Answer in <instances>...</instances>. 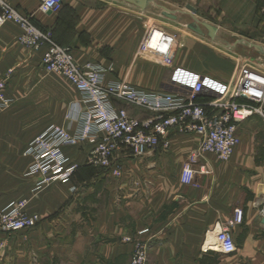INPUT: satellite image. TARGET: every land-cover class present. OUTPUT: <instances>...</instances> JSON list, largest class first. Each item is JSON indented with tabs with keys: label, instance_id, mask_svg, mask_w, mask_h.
<instances>
[{
	"label": "crops",
	"instance_id": "1",
	"mask_svg": "<svg viewBox=\"0 0 264 264\" xmlns=\"http://www.w3.org/2000/svg\"><path fill=\"white\" fill-rule=\"evenodd\" d=\"M6 1L70 47L78 65H102L106 84L123 81L141 90L170 91L171 70L160 60L171 40L176 66L228 84L239 74L233 58L242 47L264 48V0H64L59 11L46 14L38 0ZM151 31L153 50L140 54ZM22 33L14 22L0 28V80L11 72L6 93L13 102L0 118V210L27 200V213L38 214L42 222L29 231L0 234V264H130L135 244L125 238L133 237L153 243L148 264H264L258 211L264 195L262 117L241 124V144L230 161L205 154L196 170L206 164L212 173L199 174L197 186L182 184L180 176L199 137L173 133L168 150L159 147L143 158L119 153L125 167L117 179L88 164L89 144L66 148L81 165L76 176L38 189L25 151L52 126L75 131L87 105L64 77L44 70L43 51L19 45ZM116 106L141 121L152 117L130 105ZM59 109L56 123L49 122ZM236 207L245 211L244 223L233 231L237 251L206 252L219 222L233 217Z\"/></svg>",
	"mask_w": 264,
	"mask_h": 264
},
{
	"label": "built area",
	"instance_id": "2",
	"mask_svg": "<svg viewBox=\"0 0 264 264\" xmlns=\"http://www.w3.org/2000/svg\"><path fill=\"white\" fill-rule=\"evenodd\" d=\"M44 14L59 11L64 0H38ZM14 22L22 35L19 45L33 52L43 51L42 64L47 73L58 74L71 83L87 105L78 117L75 131L57 125L46 129L36 137L25 151L33 164L29 175L39 178L37 188L55 183H68L76 176L81 165L66 154V148L89 144L92 149L88 164L108 172L113 178L123 176L124 161L119 153L143 158L149 152L162 147L171 148L173 133L197 135L200 144L194 149L182 167L180 182L197 186L199 174H211L206 164L196 170L205 154H212L222 162H228L241 144L239 127L252 117L264 119V70L246 64L239 71L234 83L196 73L175 65L173 41L166 45L160 63L171 70L170 91H146L123 81L105 83L106 69L102 65L76 63L73 51L58 44L52 33L39 30L32 16L22 15L6 0H0V28ZM154 31L144 38L140 54L153 50ZM11 74V72H9ZM5 82L0 84L4 88ZM1 103L11 106L10 100L0 96ZM116 102L145 110L151 118L141 121L132 117ZM71 118L70 116L68 117ZM28 201L21 200L10 208L0 210V234H15L38 227L42 218L27 213ZM259 217L264 226V195L258 202ZM233 217L219 222L216 244L205 248L206 252L233 255L237 243L234 228L244 223L245 211L236 207ZM135 244L130 264H148L151 240L125 238ZM0 244V255L3 251Z\"/></svg>",
	"mask_w": 264,
	"mask_h": 264
},
{
	"label": "rangeland",
	"instance_id": "3",
	"mask_svg": "<svg viewBox=\"0 0 264 264\" xmlns=\"http://www.w3.org/2000/svg\"><path fill=\"white\" fill-rule=\"evenodd\" d=\"M241 52L242 53H240V55H239V57H237V59L236 58H233L235 60V63L238 64L237 67H239V71L246 64L245 62L247 61V59H249L248 61H250V66L251 67H254V68H257V69L260 68L261 70H264V57L261 56L258 52H256L252 48H248V47H245V46L242 47ZM10 75L11 74L9 72H7L6 73V77L0 80V84L3 83V82H5V84H7V81L10 78ZM6 91H7L6 85L4 86V88H1L0 87V96H2L6 100H10L11 101V99L8 98ZM64 95H65V97H68V90H67L66 87L64 89ZM12 106H13V102H12L11 106L6 107L3 103H1V99H0V118H2L3 116H7V113H8V111L10 110V108ZM61 111L62 110L59 109L53 115H50V117H49L50 118V121L49 122L56 123L57 119L61 116V113H60ZM35 125L38 126V127H40L39 124H36L35 123ZM118 178H122V177H118ZM8 235H11V234H8ZM0 244H4V242H0Z\"/></svg>",
	"mask_w": 264,
	"mask_h": 264
},
{
	"label": "water",
	"instance_id": "4",
	"mask_svg": "<svg viewBox=\"0 0 264 264\" xmlns=\"http://www.w3.org/2000/svg\"><path fill=\"white\" fill-rule=\"evenodd\" d=\"M188 9L194 13H196L195 9L191 6H188ZM193 29L200 34H204L203 31L201 30L200 27H198L197 25H195V27H193ZM216 32L215 28L211 29V36L213 37L214 33ZM248 46L256 49V51L261 54L264 57V48L262 46L259 45H254L252 43H248Z\"/></svg>",
	"mask_w": 264,
	"mask_h": 264
},
{
	"label": "bare ground",
	"instance_id": "5",
	"mask_svg": "<svg viewBox=\"0 0 264 264\" xmlns=\"http://www.w3.org/2000/svg\"><path fill=\"white\" fill-rule=\"evenodd\" d=\"M216 234H217V231H216V233H215V237H214V240H213V237H212V239H211V241L213 242L210 246H213L214 247V245L216 244Z\"/></svg>",
	"mask_w": 264,
	"mask_h": 264
},
{
	"label": "trees",
	"instance_id": "6",
	"mask_svg": "<svg viewBox=\"0 0 264 264\" xmlns=\"http://www.w3.org/2000/svg\"><path fill=\"white\" fill-rule=\"evenodd\" d=\"M80 168H81V167H80ZM78 171H79V170H78ZM78 171H77V172H78Z\"/></svg>",
	"mask_w": 264,
	"mask_h": 264
}]
</instances>
